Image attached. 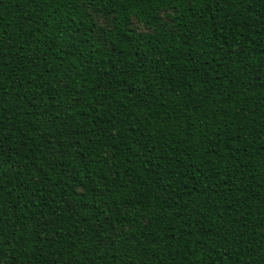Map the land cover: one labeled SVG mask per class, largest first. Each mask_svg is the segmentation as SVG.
<instances>
[{
  "label": "trees",
  "instance_id": "trees-1",
  "mask_svg": "<svg viewBox=\"0 0 264 264\" xmlns=\"http://www.w3.org/2000/svg\"><path fill=\"white\" fill-rule=\"evenodd\" d=\"M0 264H264V0H0Z\"/></svg>",
  "mask_w": 264,
  "mask_h": 264
}]
</instances>
